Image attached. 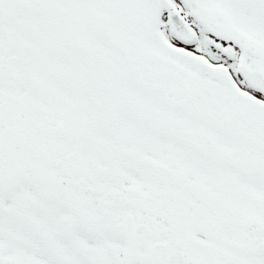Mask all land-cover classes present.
I'll return each instance as SVG.
<instances>
[{
  "label": "snow or ice",
  "instance_id": "6c2138e0",
  "mask_svg": "<svg viewBox=\"0 0 264 264\" xmlns=\"http://www.w3.org/2000/svg\"><path fill=\"white\" fill-rule=\"evenodd\" d=\"M0 264H264V0H0Z\"/></svg>",
  "mask_w": 264,
  "mask_h": 264
}]
</instances>
